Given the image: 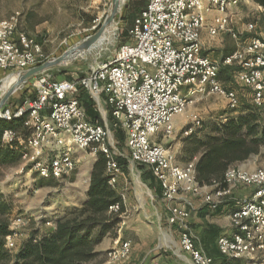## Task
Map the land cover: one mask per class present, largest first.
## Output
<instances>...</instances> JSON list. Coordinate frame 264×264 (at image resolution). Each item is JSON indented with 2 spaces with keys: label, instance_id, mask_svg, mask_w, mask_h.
Here are the masks:
<instances>
[{
  "label": "built area",
  "instance_id": "built-area-1",
  "mask_svg": "<svg viewBox=\"0 0 264 264\" xmlns=\"http://www.w3.org/2000/svg\"><path fill=\"white\" fill-rule=\"evenodd\" d=\"M144 1L139 18L128 30L129 41L106 61L71 79L55 80L54 74L43 73L35 78L34 98L17 108L0 110L1 121L24 119V127L30 131L24 141L10 130L4 143L20 140L22 161L30 163V170L42 179L73 175L80 152L96 157L101 153L107 160L109 185L116 186L122 168L113 151L110 128L88 118L79 100L84 90L100 112L103 104L109 106L114 127L127 136L131 163L149 167L161 183L168 224L176 228L179 248L192 264L216 263L196 246L197 237L190 227L192 204L182 197H201L217 208L239 188H252V193L236 200L230 213L233 232L219 238L218 248L227 260L224 264H264V168L231 167L225 175L227 188L212 192L213 186L201 187L196 182L194 161L181 165L171 150L153 141L160 132L172 137L175 118L209 96L226 100L232 111L240 109L237 92L225 88L219 79L224 66L238 68V85L251 90L252 105L264 110V33L243 39L245 34H256V27L249 24L244 32L236 30L234 12L241 0ZM210 11L216 16L208 24ZM20 19L19 13L0 18L2 73L20 72L48 60L42 43L19 30ZM206 29L211 38L230 35L237 51L222 63L206 55L202 44ZM190 122L182 132L185 137L202 127L198 115H192ZM181 200L187 207L179 205ZM120 208L115 204L110 212L119 213ZM13 237L14 233L6 237L9 251L16 247ZM131 257V241L118 242L109 251L107 262L129 264Z\"/></svg>",
  "mask_w": 264,
  "mask_h": 264
},
{
  "label": "rangeland",
  "instance_id": "rangeland-1",
  "mask_svg": "<svg viewBox=\"0 0 264 264\" xmlns=\"http://www.w3.org/2000/svg\"><path fill=\"white\" fill-rule=\"evenodd\" d=\"M111 3V0H0V15L5 18L19 13L21 15L19 30L41 42L46 58L52 59L61 56L73 45L95 33L104 24ZM143 6V0H122L121 9L115 17L114 26H116L117 38H114L110 43L113 44L110 50L111 56L124 42L123 32H127L139 18ZM239 12L242 18L239 21V31L243 32L242 28L246 29L247 25L253 24L257 32L251 37L264 33V8L254 3L253 0H242ZM225 37L224 48H226L227 54L232 55L238 47L230 35ZM244 37L246 39L250 36L245 34ZM102 46L104 47V45ZM207 53L212 52L208 51ZM219 53L216 52L213 59L222 63ZM98 64L94 63L83 69H73L69 71V76L63 74L55 76L54 74V79L72 78L73 73L88 72ZM233 69L222 68L221 81L225 82L231 89L237 90L239 97L243 100L242 105L239 110L232 111L228 108L226 101L224 102L216 96L211 97L207 104L201 107L200 113L204 119V130L202 131L204 134L201 135V140L216 135L217 129L225 124L229 118L241 115L244 107L253 106L252 92L238 85L236 81L238 68ZM13 73L15 72H7L0 76V87ZM35 80V78L30 80L14 95L25 94L31 99L35 92L33 86ZM3 96V94L0 95V98ZM95 107L97 109L96 105ZM101 112L105 115L110 128L113 151L116 152L118 158H120L119 154L129 157L130 151L126 145V140H119L115 134V129L112 127L111 118H107L104 111ZM262 129H264V124L259 130ZM254 147L258 150L257 153L232 167L245 168L250 171L264 168V143L260 142ZM77 158L76 172L60 180L40 178L35 171L30 170L31 164L25 161H20L19 164H4L0 161V204L9 207V221L13 222V238L16 245L11 254L16 253L30 236L45 235L56 226L58 219L85 203L87 189L90 188V171L97 157L92 156L91 152H80ZM129 160L126 159V164L121 165L122 174L114 186L121 197V201H123V210L118 215L120 223L104 239L103 250H98L103 254L105 260L103 264H106L107 255L116 240L139 243L140 251L143 254L151 251L150 255H153V249L167 250L169 255L179 259L180 252L178 253V248H175L178 242V234L174 233L173 229L170 231L166 221V202L162 196L160 199L154 192L151 193V185L143 178L147 168L135 165ZM244 189L248 188L236 190L242 191ZM247 191L251 193L252 189ZM245 198L247 197H243V195L238 197L240 200ZM185 199L190 200L191 198ZM49 222L52 225H49ZM195 235L197 237L196 233Z\"/></svg>",
  "mask_w": 264,
  "mask_h": 264
},
{
  "label": "trees",
  "instance_id": "trees-1",
  "mask_svg": "<svg viewBox=\"0 0 264 264\" xmlns=\"http://www.w3.org/2000/svg\"><path fill=\"white\" fill-rule=\"evenodd\" d=\"M253 1L264 8V0ZM143 3L145 5L144 0ZM122 38L123 43L129 41L128 31L123 32ZM49 72L55 76L70 74L69 71ZM33 95L31 98L36 96V90ZM79 98L80 100L82 98L88 118L103 124L95 103L90 100L84 90L80 91ZM242 110L241 115L229 118L220 126L216 135L209 136L201 142L205 151L195 164V180L201 187L213 186L212 192L226 189L228 184L225 181V175L228 169L257 153L258 150L254 146L260 142L264 143V129L259 130L264 124V110L254 106H246ZM110 118L113 120L111 113ZM24 123V119L8 122L0 120V161L2 163L19 164L22 161L23 147L18 142L5 145L3 137L8 131L14 130L26 141L30 131L24 127ZM201 130L203 126L185 138L197 137ZM114 131L119 140L125 141L126 134L120 128L115 127ZM117 161L120 167L126 164L121 157L117 158ZM106 165V157L99 153L93 165L85 203L58 219L56 226L45 235L30 236L14 254L6 248V237L14 233L11 228L12 222L9 221V207L0 204V264H103L105 262L103 254L97 248L120 223L118 215L123 210L120 195L114 186L109 185ZM141 167L147 168L143 175L144 180L148 181L155 193L161 197V183H158L149 167ZM115 204L122 206L119 213L110 212L111 206ZM226 261L223 257L222 262Z\"/></svg>",
  "mask_w": 264,
  "mask_h": 264
},
{
  "label": "crops",
  "instance_id": "crops-1",
  "mask_svg": "<svg viewBox=\"0 0 264 264\" xmlns=\"http://www.w3.org/2000/svg\"><path fill=\"white\" fill-rule=\"evenodd\" d=\"M241 2H242V0H241ZM207 3L208 2H206V4ZM143 8H144V6H143ZM142 9H141V11H142ZM234 14H235L234 15L235 28L237 31H239V29H238L239 21L242 19L241 14L239 12V8L236 9ZM207 15H208V24H211L213 21V18L216 16V12L210 11V12H208ZM0 18L5 19L7 17L3 18L0 15ZM242 27H243V25H242ZM244 30L245 29L242 28L243 32H244ZM226 35L227 34H223V36H219L217 38H211L209 33L207 32V29L204 30L203 35H202V44H203V48L205 49V54L206 55L208 54L213 59V57H214L213 55L216 54V52H218V53L220 52L219 57L222 58L221 61H223V59L225 57L229 56V54L226 53V48H224L225 47L224 42H225V38H226L225 36ZM247 36H251V35L247 34ZM244 38L245 37H243V39ZM208 51H211L212 53H207ZM224 67H226V66H224ZM228 69L234 70L231 67H228ZM3 74H5V73L0 72V76ZM79 74H81V73L75 72L71 76L74 77V76H78ZM64 76H67V75H64ZM219 79L221 81V72H220ZM221 83L225 88L230 89V90H234L237 92V90L231 89L229 86H227L225 82L223 83V81H221ZM185 92H187V90ZM237 94H238V92H237ZM79 96H80V93H79ZM238 96H239V94H238ZM211 97H214V96H209L207 99L197 103L194 106H191V108H189L185 114L178 115L175 118L174 132H173L174 135L172 137H167L164 132H160L159 135H157L153 140L156 144H161V145L165 146L167 149L171 150L175 154L178 163H180L181 165H185V164L193 162V161L196 164L199 161V159L202 157V155L205 151V149H203V146L201 143L202 140L200 138L201 135L204 134L202 132L204 130V119L202 118V115L200 112H201V107L206 105L208 100H210ZM216 97H218V96H216ZM251 97H252V95H251ZM239 98L241 99V102H243L242 98L241 97H239ZM27 99H29V98L25 94H21L19 96L13 95L11 97L9 103H8V106L12 107V108H17L20 105H22V103H24V101ZM103 99H105V97H103ZM220 99H222V98H220ZM79 100H80V98H79ZM81 100H82V98H81ZM81 100H80V102H82ZM222 100L224 102L226 101L224 99H222ZM226 104H227V102H226ZM82 105L85 108L83 102H82ZM241 105H242V103H241ZM102 107L105 111L107 118H110L109 106L107 107L103 104ZM85 110H86V108H85ZM96 110L100 114V118L103 120V124L108 125L107 120L105 118V115H103L98 110V108ZM242 112H243V110H242ZM192 115H198L199 116V118L201 119V122H202L203 130H201V133L200 132L198 133L197 137H193L192 139H186L182 132L186 129V127H188L190 125V123H191L190 119H191ZM111 123H112V127L115 129L114 118L111 121ZM108 127H109V125H108ZM17 134L20 136L19 133H17ZM125 140H126V145H127V136H126ZM17 142L19 144H21L20 140L19 141L17 140ZM129 158H130V156L129 157L124 156L123 159L126 160ZM91 169L92 170L90 171V175H89L90 177H91V174L93 172V166ZM119 178H120V176H119ZM119 178H118V180H119ZM118 180H117V182H118ZM248 189L251 190L252 188H248ZM248 189H244L242 191H239V190L234 191L233 196L231 197L232 199L228 200V202L224 203L223 205H221L217 208H213L212 206L210 207L209 205H207L205 203L204 199H202L201 197H192L190 195H185L182 197L183 200H187L185 198H188V197L193 200L192 201L191 199L190 200L188 199V201L192 204L191 205L192 206L191 207V209H192L191 216L192 217L190 220V227H191L192 231L197 234L196 246L199 249H202L208 257L214 259L216 264H222L223 263L222 262L223 257L220 253V249L218 248V240L221 236L229 235L230 233L233 232L232 228H231V224H230V213L235 209V204H236V200H238V197H241L242 195H243V197H245V196L249 197L250 196L252 191H251V193H249V191H247ZM88 191H89V188L87 189V193H88ZM152 192L155 193L154 189L151 187V193ZM156 196L161 199V197L158 196L157 194H156ZM150 197L153 198L152 195H150ZM179 205L187 207V205H185V202L182 200L179 202ZM165 217H167V212L165 214ZM167 218H166V221H167ZM227 220H229V221L227 222ZM167 223H168V221H167ZM169 228H170V231L173 229L174 233L178 234V242L176 243L175 248H178V253L180 252L179 253V259L174 258L173 255H169L167 250L158 251L156 249H153V251H152L153 255H150L151 251H148L145 254H143L140 251L139 243H137V242L132 243L131 242L132 257H131L129 264H192L189 257L186 254H184L179 248V233H177L176 228H171L170 226H169ZM211 234H212V236H211ZM118 242H121V241L116 240L114 242V245L112 246V248ZM103 247H104V242L101 243L97 249L103 250ZM106 264H108V262H106Z\"/></svg>",
  "mask_w": 264,
  "mask_h": 264
},
{
  "label": "water",
  "instance_id": "water-1",
  "mask_svg": "<svg viewBox=\"0 0 264 264\" xmlns=\"http://www.w3.org/2000/svg\"><path fill=\"white\" fill-rule=\"evenodd\" d=\"M111 7L106 16L104 24L88 38L73 45L64 54L56 58L48 59L39 66L15 72L10 77L16 79L13 87L0 99V110L8 106L11 97L24 87L30 80L49 71H71L73 69H83L90 67L94 63H102L111 57L113 44L100 47L101 40L106 29L115 24L116 16L122 5V0H111ZM105 48V51L103 49ZM104 52V54H102ZM9 77V78H10Z\"/></svg>",
  "mask_w": 264,
  "mask_h": 264
},
{
  "label": "bare ground",
  "instance_id": "bare-ground-1",
  "mask_svg": "<svg viewBox=\"0 0 264 264\" xmlns=\"http://www.w3.org/2000/svg\"><path fill=\"white\" fill-rule=\"evenodd\" d=\"M124 3V1H123ZM116 26H114V24L110 27H108L106 29V32L104 33V36L101 40V44L100 47H102V45H104V47L106 45H110V43L112 42V40L114 38H117V34H116ZM114 42V41H113ZM16 83V79L13 77L8 78L7 80H5L2 84V86L0 87V95H5L7 94V92L13 87V85ZM4 97V96H3ZM1 97V98H3ZM0 98V99H1Z\"/></svg>",
  "mask_w": 264,
  "mask_h": 264
}]
</instances>
